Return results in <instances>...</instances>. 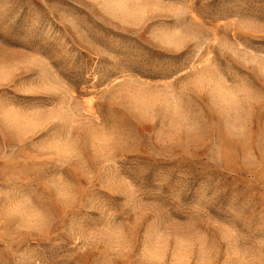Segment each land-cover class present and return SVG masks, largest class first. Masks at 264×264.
Masks as SVG:
<instances>
[{"label":"rangeland","instance_id":"374dc122","mask_svg":"<svg viewBox=\"0 0 264 264\" xmlns=\"http://www.w3.org/2000/svg\"><path fill=\"white\" fill-rule=\"evenodd\" d=\"M0 264H264V0H0Z\"/></svg>","mask_w":264,"mask_h":264}]
</instances>
